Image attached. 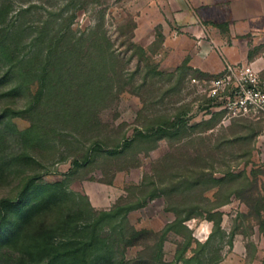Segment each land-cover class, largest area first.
Here are the masks:
<instances>
[{
	"label": "rangeland",
	"instance_id": "1",
	"mask_svg": "<svg viewBox=\"0 0 264 264\" xmlns=\"http://www.w3.org/2000/svg\"><path fill=\"white\" fill-rule=\"evenodd\" d=\"M183 23L171 0H0V264H261L264 115L215 110ZM31 210L35 253L12 239Z\"/></svg>",
	"mask_w": 264,
	"mask_h": 264
},
{
	"label": "crops",
	"instance_id": "2",
	"mask_svg": "<svg viewBox=\"0 0 264 264\" xmlns=\"http://www.w3.org/2000/svg\"><path fill=\"white\" fill-rule=\"evenodd\" d=\"M177 20L194 39L180 49L190 66L206 74L221 71L226 62L254 63L264 73V0H171ZM199 227L197 233L202 235ZM233 245V252H241ZM217 264H240L234 259Z\"/></svg>",
	"mask_w": 264,
	"mask_h": 264
},
{
	"label": "built area",
	"instance_id": "3",
	"mask_svg": "<svg viewBox=\"0 0 264 264\" xmlns=\"http://www.w3.org/2000/svg\"><path fill=\"white\" fill-rule=\"evenodd\" d=\"M193 81L225 117L264 115V81L252 62H226L216 77ZM258 242L264 264V236Z\"/></svg>",
	"mask_w": 264,
	"mask_h": 264
},
{
	"label": "trees",
	"instance_id": "4",
	"mask_svg": "<svg viewBox=\"0 0 264 264\" xmlns=\"http://www.w3.org/2000/svg\"><path fill=\"white\" fill-rule=\"evenodd\" d=\"M35 210H31L29 212H27L25 215H24V218H23V225L22 227L16 231L13 236H12V239H17L18 237H23V241L24 243L26 244V249L28 250H32L34 253L41 249L42 247L46 246L48 247V245L50 244V237L48 236L50 234L51 229H48L47 227L46 228H39V230H35L33 234H30V235H24L22 232L24 231V226L25 225H28V222L30 221V219L35 215ZM3 219H0V231L3 229ZM3 237H1L2 239ZM68 243L70 245L74 244L72 241H68ZM33 252L30 253L29 257H33ZM72 252H74V250H71L69 251V253H55L53 255V260L52 261H55L57 259L58 256L60 255H63V257L65 258V261L67 259H74L73 255H69L71 254ZM31 262V261H30ZM52 263V262H51Z\"/></svg>",
	"mask_w": 264,
	"mask_h": 264
}]
</instances>
